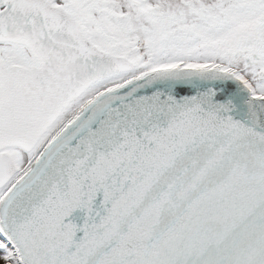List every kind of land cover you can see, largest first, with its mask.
<instances>
[{
  "label": "snow or ice",
  "instance_id": "snow-or-ice-1",
  "mask_svg": "<svg viewBox=\"0 0 264 264\" xmlns=\"http://www.w3.org/2000/svg\"><path fill=\"white\" fill-rule=\"evenodd\" d=\"M0 264H264V0H0Z\"/></svg>",
  "mask_w": 264,
  "mask_h": 264
}]
</instances>
